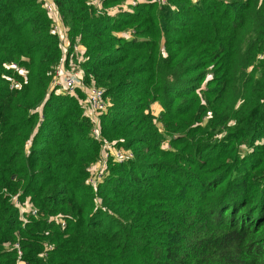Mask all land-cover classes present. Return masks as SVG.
<instances>
[{
  "label": "trees",
  "instance_id": "obj_1",
  "mask_svg": "<svg viewBox=\"0 0 264 264\" xmlns=\"http://www.w3.org/2000/svg\"><path fill=\"white\" fill-rule=\"evenodd\" d=\"M53 1L109 106L96 138L44 0H0V264H264V0Z\"/></svg>",
  "mask_w": 264,
  "mask_h": 264
},
{
  "label": "built area",
  "instance_id": "obj_2",
  "mask_svg": "<svg viewBox=\"0 0 264 264\" xmlns=\"http://www.w3.org/2000/svg\"><path fill=\"white\" fill-rule=\"evenodd\" d=\"M159 2H165V0H158ZM142 0H126L124 5H121L122 9H132L137 6ZM44 8L46 12L50 15L53 20L52 30L55 34L59 35L61 39V49H62V57L60 59L59 65L56 68L54 79L52 82V87L56 89L60 93H70L75 94L77 90H82L85 92L86 98L83 100V104L86 106V114L90 117V119L94 122L95 126L93 128V134L96 138H99L98 129L96 128L99 119L107 112L108 110V101L104 97V91L95 86H91L86 88L84 85L83 75L80 69H75L72 61V57L74 55H78L81 51L78 45H71L70 39L66 36V33L63 29L62 19L57 11L56 5L53 0H44ZM73 47V54L71 56V60L69 63L68 55L69 50ZM71 67V68H70ZM12 68L16 69L22 75L26 74V70L24 68H19L17 65H12ZM58 88V89H57ZM113 150V149H112ZM119 162L125 161L128 158H132L133 155L131 153H125L120 150H116L111 153ZM110 158L109 153H104L102 162H101V170L93 171L92 177L89 180V183L92 186H97L99 181L101 180L104 171L107 169V162ZM94 170V169H93ZM33 215H37L36 211H33ZM18 249V253L21 256L22 252L20 250L19 245H15ZM23 264V263H21Z\"/></svg>",
  "mask_w": 264,
  "mask_h": 264
},
{
  "label": "rangeland",
  "instance_id": "obj_3",
  "mask_svg": "<svg viewBox=\"0 0 264 264\" xmlns=\"http://www.w3.org/2000/svg\"><path fill=\"white\" fill-rule=\"evenodd\" d=\"M118 9H120V6H117V7H110V8L108 9V11H109V12H112V11L114 12V11H117ZM78 55H79V54H78ZM78 55H77V56H78ZM72 61H73L72 69H73V66H74L75 69H78L77 65L74 64V63H75V60L72 59ZM70 68H71V67H70ZM88 88H89V87H88ZM57 89H58V88H57ZM155 107H156V106H155ZM157 109H158V108H154V113L158 115L159 113H157V112H158ZM116 150H119V149H116Z\"/></svg>",
  "mask_w": 264,
  "mask_h": 264
},
{
  "label": "crops",
  "instance_id": "obj_4",
  "mask_svg": "<svg viewBox=\"0 0 264 264\" xmlns=\"http://www.w3.org/2000/svg\"><path fill=\"white\" fill-rule=\"evenodd\" d=\"M155 108H158V109H157V110H158V112H157V113H159V112L161 111V108H160V106L156 105V107H155ZM98 167H99V168H101V164H100V166L98 165V166H97V168H98Z\"/></svg>",
  "mask_w": 264,
  "mask_h": 264
}]
</instances>
